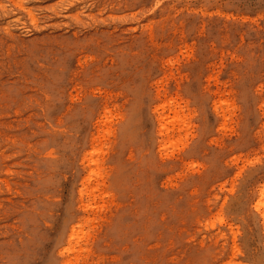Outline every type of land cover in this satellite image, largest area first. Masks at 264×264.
Returning <instances> with one entry per match:
<instances>
[{
  "label": "rangeland",
  "instance_id": "1",
  "mask_svg": "<svg viewBox=\"0 0 264 264\" xmlns=\"http://www.w3.org/2000/svg\"><path fill=\"white\" fill-rule=\"evenodd\" d=\"M257 188L264 0H0V264H264Z\"/></svg>",
  "mask_w": 264,
  "mask_h": 264
},
{
  "label": "bare ground",
  "instance_id": "2",
  "mask_svg": "<svg viewBox=\"0 0 264 264\" xmlns=\"http://www.w3.org/2000/svg\"><path fill=\"white\" fill-rule=\"evenodd\" d=\"M162 119H163V121L165 120V118L161 117L159 119V122H161ZM89 161H90V168L97 167L98 162L95 159L94 154H92L90 156ZM254 200L255 201L257 200V202H255ZM262 207H264V188L263 189L257 188L255 190L254 195H253V199L251 201L250 208L255 213H259L260 210L262 209ZM261 220H262V231L264 232V213H263V215L261 217ZM79 239H80V233H76L75 230H72V234L70 235V242H73L74 240H79ZM69 251L70 252H75V247H72Z\"/></svg>",
  "mask_w": 264,
  "mask_h": 264
}]
</instances>
